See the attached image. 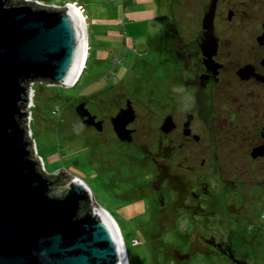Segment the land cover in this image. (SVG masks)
<instances>
[{"label":"flooded vegetation","instance_id":"flooded-vegetation-1","mask_svg":"<svg viewBox=\"0 0 264 264\" xmlns=\"http://www.w3.org/2000/svg\"><path fill=\"white\" fill-rule=\"evenodd\" d=\"M213 2L217 49L204 50L203 19ZM201 21L192 49L185 51L188 46L181 43L173 47L184 70L183 96L173 90L165 97L172 108L162 111L156 128L147 129L146 107L141 111L130 98H122L114 111L105 113L95 112L86 98L76 104L78 122L97 145L109 148L98 158L110 165L96 174L112 203L121 207L99 201L79 180L90 190L91 209L113 219L132 212L141 215L138 205H149L154 219L150 231L158 240L178 228L191 230L184 244L161 250L173 263L203 252L234 264L223 254L232 248L235 260L247 264L248 255L237 246L261 241L246 240L241 222L253 227V220L264 213V0H208ZM80 105L91 116L81 119ZM125 110L128 113L118 122L126 124L127 132L121 135L115 119ZM177 171L184 178L171 182L168 176ZM61 176L63 183L73 178L66 172ZM132 195L135 200L130 202ZM230 213L235 216L232 223L227 220ZM222 214L227 221L223 231L198 233V223L218 220Z\"/></svg>","mask_w":264,"mask_h":264},{"label":"rangeland","instance_id":"rangeland-1","mask_svg":"<svg viewBox=\"0 0 264 264\" xmlns=\"http://www.w3.org/2000/svg\"><path fill=\"white\" fill-rule=\"evenodd\" d=\"M30 1L38 3L40 7L61 8L74 0H28ZM86 2L90 12L101 11L99 16L105 20L95 26L89 19L92 41L86 69L79 82L71 87L45 82L30 83L34 93L27 108L30 113L28 128L36 155L48 174L65 171L76 179H81L99 201L116 209L121 206L116 207V203H112L110 192H104L102 182L96 174L100 168L110 165L105 164L107 160L99 162L98 158L108 154L109 148L97 145L89 130L78 122L76 104L79 99L86 98L92 105L90 107L101 113L106 110L114 111L122 98H130L139 103L141 111L142 107H146L144 113L149 117L147 129L156 128L162 111L172 108V101L165 97H169L173 90L181 92L183 96L184 70H181L182 63L175 58L173 47L175 43L188 46L185 51L194 47L208 0ZM129 2H133V11L129 9ZM70 5L79 7L77 2ZM115 12L117 16L112 23L114 26H108L110 29L115 28L114 34L101 35L99 29L107 30L106 23L109 24V18ZM133 196L135 197L132 195L129 198L130 202L135 200ZM144 204L138 205V208L143 209L141 215L132 212L124 217L114 218L126 245L129 264H230L226 258L208 256L203 252L195 254L186 262L173 263L168 260L161 250L188 241L186 237L192 233L189 230L191 224L188 226V233L178 228V232L169 231L165 234L166 237L158 240L150 231L154 219L149 215V205ZM220 217L222 219L208 220L203 225L198 223V233L207 235L223 231L227 221H223L224 214ZM234 218L230 213L227 220L232 223ZM179 222L183 223L185 220L181 219ZM241 224L244 226L241 231L245 233L246 240H260L261 243L237 246V251L248 255L247 264H264V213L253 220V227L249 223ZM241 227L242 225H237L238 229Z\"/></svg>","mask_w":264,"mask_h":264},{"label":"water","instance_id":"water-1","mask_svg":"<svg viewBox=\"0 0 264 264\" xmlns=\"http://www.w3.org/2000/svg\"><path fill=\"white\" fill-rule=\"evenodd\" d=\"M215 13L213 2L203 19L204 50L217 49ZM84 22L70 5L0 0V264H129L116 221L84 211L90 190L75 177L63 183L57 176L65 171L48 174L29 134L30 83L71 87L84 72ZM77 112L91 116L83 105ZM122 113L115 123L124 135L119 122L128 110ZM183 174L168 179L179 183ZM223 254L240 263L232 248Z\"/></svg>","mask_w":264,"mask_h":264},{"label":"crops","instance_id":"crops-1","mask_svg":"<svg viewBox=\"0 0 264 264\" xmlns=\"http://www.w3.org/2000/svg\"><path fill=\"white\" fill-rule=\"evenodd\" d=\"M86 1H88V0H74L73 2H77L79 4V7H82V9H83V12H81V13H82V17L85 19V22H84L85 26L87 27L86 28L87 29V41H88V48H89L88 49V54H90V42L92 41V39H91L92 35L90 33V28L91 27H90L89 19H91V21H92L91 24L95 25V26H99L98 25L99 22H102V21L105 22V20H102L103 18L101 16H99V13L101 11L90 12L89 7H88V3ZM73 2H67V5H70ZM132 3L129 2V7H130L129 9L131 11H133L135 9L133 6H131ZM76 8H78V6H76ZM138 10H140L139 7H138ZM116 16H117V13L115 12V15L113 16L114 18L113 17L109 18L110 19L109 24L106 23V25H107V30L105 29L106 32H105V30L99 29L101 35L105 36V33L114 34L115 28L114 29H110L108 26H114V25H112V23L114 22V19H115ZM118 25L120 26V24H118ZM100 27H101V24H100ZM98 36H99V34H98Z\"/></svg>","mask_w":264,"mask_h":264},{"label":"bare ground","instance_id":"bare-ground-1","mask_svg":"<svg viewBox=\"0 0 264 264\" xmlns=\"http://www.w3.org/2000/svg\"><path fill=\"white\" fill-rule=\"evenodd\" d=\"M83 20H85L84 18H83ZM85 24V23H84ZM88 48L86 47V54H85V59H84V62H83V65H82V68L84 67V64H85V61H86V57L88 56ZM75 81V80H74ZM74 83V82H73ZM72 83V84H73ZM29 94H30V97H33V90H32V86H30V89H29Z\"/></svg>","mask_w":264,"mask_h":264},{"label":"trees","instance_id":"trees-1","mask_svg":"<svg viewBox=\"0 0 264 264\" xmlns=\"http://www.w3.org/2000/svg\"><path fill=\"white\" fill-rule=\"evenodd\" d=\"M13 1H14V0H13ZM84 71H85V70H84ZM83 73H84V72H83ZM58 176H59V178H61V181H64V180H63V177L61 176V174H59ZM58 176H57V177H58ZM84 206H85L84 211H87V210L91 209L90 201L87 202V203H85Z\"/></svg>","mask_w":264,"mask_h":264},{"label":"built area","instance_id":"built-area-1","mask_svg":"<svg viewBox=\"0 0 264 264\" xmlns=\"http://www.w3.org/2000/svg\"><path fill=\"white\" fill-rule=\"evenodd\" d=\"M25 2H28V0H26ZM29 3V2H28ZM38 4V3H37ZM79 12H80V14L82 15V13L81 12H83V9H82V7H78V8H76ZM33 90V89H32ZM34 93V92H33ZM37 152V151H36Z\"/></svg>","mask_w":264,"mask_h":264},{"label":"clouds","instance_id":"clouds-1","mask_svg":"<svg viewBox=\"0 0 264 264\" xmlns=\"http://www.w3.org/2000/svg\"><path fill=\"white\" fill-rule=\"evenodd\" d=\"M70 6H72V5H70ZM85 70V69H84ZM126 251H127V249H126Z\"/></svg>","mask_w":264,"mask_h":264}]
</instances>
